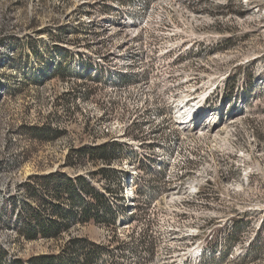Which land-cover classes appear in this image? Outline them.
Here are the masks:
<instances>
[{
  "label": "rangeland",
  "instance_id": "374dc122",
  "mask_svg": "<svg viewBox=\"0 0 264 264\" xmlns=\"http://www.w3.org/2000/svg\"><path fill=\"white\" fill-rule=\"evenodd\" d=\"M51 174L114 221L65 195L68 228L27 240L25 186ZM78 240L96 264H264V0H0V264H77Z\"/></svg>",
  "mask_w": 264,
  "mask_h": 264
},
{
  "label": "trees",
  "instance_id": "16d2710c",
  "mask_svg": "<svg viewBox=\"0 0 264 264\" xmlns=\"http://www.w3.org/2000/svg\"><path fill=\"white\" fill-rule=\"evenodd\" d=\"M69 70L61 69L58 72V76L65 80V75L69 74ZM80 79L87 78L86 76H78ZM42 130H40V133ZM58 134L56 131L53 132ZM109 149L105 146L99 148H87L81 149L78 152V156L75 159H84L89 157L90 159L101 158L106 164L110 163ZM73 167L75 164L72 162L68 164ZM105 173V172H104ZM35 181L38 182V185L33 187L30 184H27L26 190L28 196L38 201L39 207L37 209L28 208L26 206L27 215L24 218L25 226L28 230L25 232L24 236L27 240L33 241L36 240L39 236L44 239H55L58 237V233L61 229L68 228V226L59 225L54 217H61L65 221L72 219L73 216L78 218L75 220L81 224H88L95 221H101L107 223V220L112 216L111 211H107L106 208V199L105 196L96 191L89 183L84 181L82 178H66L61 174H51L47 177L35 178ZM120 193L122 194L123 190L120 188ZM67 196V202L71 208V211L80 210L79 214L74 212H65L61 211L59 203L65 201L64 196ZM123 199V196L122 198ZM121 199L119 201H121ZM44 209L45 212L42 210ZM102 212V215H101ZM105 215V216H104ZM107 217V218H106ZM111 223V222H110ZM236 228L239 229V225H236ZM73 246L74 251L81 253L82 260L77 262V264H96V258L103 253L104 247L97 246L86 240L75 241ZM13 264H24L21 261H16ZM31 264H63L61 260L57 258H42L39 261L32 262Z\"/></svg>",
  "mask_w": 264,
  "mask_h": 264
},
{
  "label": "bare ground",
  "instance_id": "6f19581e",
  "mask_svg": "<svg viewBox=\"0 0 264 264\" xmlns=\"http://www.w3.org/2000/svg\"><path fill=\"white\" fill-rule=\"evenodd\" d=\"M192 111V109L191 110H187V107H182V108H180L179 109V112L178 113H180V114H190V112ZM196 116V115H195ZM186 119H188V118H182V120H186ZM189 120V119H188ZM186 123L187 122V120L186 121H183V123ZM192 126H195V124H193V122H191V124H190V127H192ZM216 127V125L214 126V128Z\"/></svg>",
  "mask_w": 264,
  "mask_h": 264
}]
</instances>
